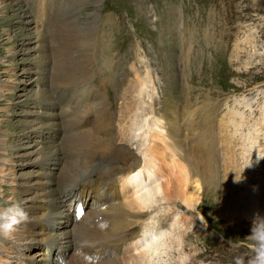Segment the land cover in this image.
<instances>
[{
	"label": "rangeland",
	"instance_id": "rangeland-1",
	"mask_svg": "<svg viewBox=\"0 0 264 264\" xmlns=\"http://www.w3.org/2000/svg\"><path fill=\"white\" fill-rule=\"evenodd\" d=\"M14 1L21 0H0V140L5 143L4 154L0 156V168L3 175L0 177V208L7 207L9 204H19L28 213L26 221L28 226L22 228L20 224L18 233L15 230L10 236L0 235V244L2 243L3 246H0V250H4L2 258L12 261L13 259L8 256L16 255L22 261L0 262V264H68L72 255L75 254L74 247L69 241L66 244L59 243L61 241L59 233L72 229V223H66V218L62 217L65 213L60 214L61 216L53 215L45 220V209H61L62 204L58 205L61 197L57 196L52 204L48 201L50 197L46 194L48 187H51L47 183L57 178L56 174L61 166L58 168V165L52 166L51 161L43 158L55 148L53 145L57 143V138L63 136L62 128L58 125L60 122L58 102L60 101L52 99L53 104L47 103L50 97L47 96L46 91L48 89L54 93L56 85L54 83L56 79L53 77H55L57 60L55 56L58 53L55 52L56 49H53L54 38H59L60 31L70 22L72 31L79 29L81 33H84L91 30L89 32L93 42L99 21L101 30L97 37L100 38V43L95 50L96 53L91 54V46L89 51V63H92L91 82L97 87L95 91L98 92H94L97 96L93 100V106L105 100L111 108L109 111L113 121H116V113L121 104H124L121 100L125 91L123 88L130 84L143 89L142 94L139 95L141 108L137 113L149 112L148 114L155 120L159 119L155 116L157 112L160 124L164 126V132L167 134L172 122L176 120L178 136L183 140L186 138L184 133L189 120L186 118V112L190 109L200 111L201 108L197 105L205 101L217 102L216 108L210 110L209 116L204 114L201 118L200 114H203V110L197 114L196 117L199 119L200 116L201 122L196 125L198 132L194 133L198 137L199 133H205L207 137L211 136L215 147L214 152L219 156L225 152L224 158L226 156V158H232L236 165L232 189L230 184L224 185L225 180L221 175L215 182L216 185L213 182L203 183V178L205 180L203 177L202 180H198L201 187V200L196 204L195 210L186 207L180 201L166 203L161 200L158 203L161 209L174 208L187 218L185 221L178 214V219L174 221V218L168 219V215H162L164 222L168 224L166 229L170 223L174 222L176 229L185 230L184 237L190 240L184 254L176 258L177 260H181L184 264L189 262L233 264L234 255L247 251L245 237L250 234L251 228V222L237 217V213L233 212L241 191L245 194L246 201L257 200L255 203L260 207L256 211L264 217L262 212L264 202L261 199L262 195L264 196V108L262 107L264 106V0H190L197 2L202 21L207 27L198 31L197 36L191 32L181 33L182 43L186 46L183 48L184 51H181L182 45L178 32L180 18L183 20L185 17L182 0H47L50 3L53 1L51 4L53 6L47 15L49 20L44 22L45 10L43 13L38 11L41 20L44 19L38 28L40 31L42 28L46 29L45 31L49 32L46 34L51 38L45 39L40 47L38 43L39 48L30 53H24L23 47L18 44L19 31L24 24L19 23L22 20L19 15L22 13L17 14L18 12L7 8V3ZM26 1L24 0L26 3L24 9L26 6L29 8ZM62 8L63 13L65 12L63 14L65 23L61 16ZM209 9L213 10L212 14H209L211 13ZM55 13L56 17H59L56 23L51 19L52 14ZM30 33L35 36V29ZM199 35L208 42L203 48H201L202 41L198 39ZM74 52L79 54L77 50ZM191 53L194 54L186 59V55ZM234 53L238 55L236 60H232ZM113 54L115 56L111 59ZM137 76L139 81L136 79ZM41 92L45 93L44 96ZM132 94L134 97L137 96L135 92ZM186 99L192 106H188V102L185 103ZM195 111L191 112V115ZM93 113L92 116H94ZM150 121L153 123L151 119L144 121L142 118L140 126L145 122V129H147ZM154 123L153 129L161 126L156 125L157 120ZM41 124L44 127L40 129ZM54 127L55 129L52 130ZM42 129L44 135H42ZM134 133L143 135L141 130H135ZM250 136L256 139L254 138L253 141L249 138ZM131 138L127 139L126 146L132 153L131 157L132 155L136 157L130 162L141 165L143 160L140 154L149 140V134L143 137L145 143L142 142L143 140L140 141L138 136L134 137L132 133ZM13 141L14 144H12ZM251 141L255 144L256 152L254 153L249 148ZM191 144L194 147V144L197 146L196 141L195 143L192 141ZM63 145L61 141L58 147ZM200 147L207 151L206 145L201 143ZM189 148H192L190 142L186 148L187 156ZM182 153L183 149H181L183 160V155L186 157V153ZM207 156L206 154L204 158L207 159ZM257 157L258 164L250 167L249 163H253L252 159ZM193 159L195 161V157ZM56 163H59L57 159ZM186 171L188 173L189 169ZM141 172L147 173V168H142ZM173 172L174 175H178V179L177 177L174 179L173 175L167 177L171 179L174 186L176 187L178 182L185 185L182 188L177 186V193L183 195L188 190L191 191L194 184L191 173H186L188 181L187 179L184 181L183 177H179L178 169L175 171L173 169ZM219 172L224 174L221 168ZM243 174H248L247 184L241 183ZM167 177L164 179L157 177L160 181L155 179L157 182L154 185L163 183L165 179L169 180ZM94 179H97V175ZM256 186H260L262 192L256 191L261 195L253 196L250 192L253 194ZM128 187L130 189V186ZM222 193L228 197L226 200L221 197ZM88 194L90 199H93V193L88 191ZM248 195L252 196L251 199ZM161 197L162 194H158L156 198ZM123 198L118 196L111 202L117 203L123 201ZM153 205L148 208L147 213L150 209L157 208ZM89 209L88 211H91V208ZM182 209L191 211L182 212ZM225 209L232 211L235 216L228 217L224 212ZM84 215L87 216V212ZM199 217L202 219L199 220ZM97 222H100V219H97ZM134 225V229L138 230L136 224ZM171 229L168 233H171ZM30 232L34 234L29 237V246L26 248L22 243L24 239L17 238L22 237L19 235ZM47 242L51 243V246L47 245ZM139 245L141 244L136 245L137 248L134 245L135 249L128 246L124 253L119 255L123 257L136 255L140 251ZM237 245L238 248L235 247ZM46 248L52 249L54 255L44 252ZM168 249L159 254V262L156 261L158 264H173L170 255L176 257L177 251L176 248ZM59 254L64 260H58ZM109 257L112 256L106 258ZM91 259L101 260L102 258ZM104 260L105 258L102 259Z\"/></svg>",
	"mask_w": 264,
	"mask_h": 264
},
{
	"label": "bare ground",
	"instance_id": "bare-ground-1",
	"mask_svg": "<svg viewBox=\"0 0 264 264\" xmlns=\"http://www.w3.org/2000/svg\"><path fill=\"white\" fill-rule=\"evenodd\" d=\"M52 3L53 1L50 3L47 0H31L28 4L29 8L26 6L25 8L26 10L24 9V6L26 4L24 3V0H21L19 2L14 1L7 3L8 7L7 6L6 7L8 9L11 8L12 11L18 12L17 14L22 13L21 15H19V18L22 19L19 21V23L24 24V26L22 28L23 30L21 29L19 31L18 40H20V42H18V44L21 47H23L22 51L24 53H30L31 51L34 50L36 51V49H38L41 46V44H43L45 39L47 40L51 38L49 37L50 35L46 34L49 33L48 31H45L46 29L44 30L42 28V30L40 31L38 28V25L41 24L40 22L44 20V19L41 20L38 11H42L41 13H43V10H45L46 20L44 22L48 21L49 17L47 15L49 14V9L53 6L51 5ZM57 11L58 9L56 10V12ZM64 13L62 8L61 16L65 23V20L63 18ZM11 16L14 17L13 14H11ZM55 17H56V13L52 14L51 19H53L54 22L59 19V17L58 18ZM180 21L183 20L180 18ZM67 22H69L68 19ZM47 25L50 24L47 23ZM70 25L71 23L69 22L66 28L63 27L64 29L60 31L59 38L57 37L54 38L53 40L55 44L53 49L54 50L56 49L55 52L58 53L55 56V59L57 60L55 62L56 63L55 77H53V79H56V81L54 82L56 85H55L54 93L48 91V89L46 91L48 94L47 96L50 97L47 103L53 104L52 99L60 101L58 102V106H59L58 108H60V114L58 116L60 122L58 123V125H60L62 128L63 136L62 138L61 137L57 138L58 139L57 143L53 145L55 146V148L50 150L43 158L46 161H51L52 163L50 164H52V166L58 165L57 168L61 166V168L56 174L57 178L51 181L50 183H47L48 186L51 187H48V190H46V194L50 197L49 200L48 199L47 200L51 201V203L54 202V199L57 198V196L61 197L59 203L57 202L59 206L62 204L60 206L61 209L55 210L47 207L49 209L47 210L44 208L45 216H46L45 220L49 219L53 215L61 216L60 214L65 213L64 215H62V217L66 218L65 220L66 223H72L71 230L69 231L64 230L63 232L59 233L61 234L60 236L61 241H59V243L64 242L66 244L67 241H69L70 244H72L74 247L73 252H75V254L72 255L71 258L72 260L70 259V262L68 264H151L150 262H153L152 264H158L156 261H158L159 254L163 251H166L168 248H176L177 251L176 257L170 255V259H173L172 263L184 264L181 260H177V259L182 254H184V250L186 249L185 247L190 244V240H188L187 237H184V235L186 234L185 230L183 231L177 230L175 227L176 224L172 222L167 228L168 231L170 230V228H172L171 233H168L167 231L165 234L160 235L156 240H147V239L140 240L139 237L141 235V230L143 229L145 233L150 234L151 226L149 225V223H146L142 225L139 230H137L134 229L135 227L134 224H136L137 227V223L140 219L145 218L147 216L152 217L156 214L161 213L157 216V219H159L161 226L166 228L168 224L164 222L162 215L163 214L168 215L167 216V218L169 217L168 219L174 218V221H176L178 219L179 213L174 208L161 209L160 203H158L159 201L164 200L166 203H175V201H180L182 202V204H185L186 207L195 210L196 204H198L201 200V187L198 184V180L199 179L202 180V178L205 177V180L203 178V183L213 182V184L216 185L215 182L219 180V177L221 175L222 178L225 180L224 185L230 184L232 189L236 174V165L234 164L231 157L226 158L227 157L226 156L224 158L225 152H223L224 154L221 153V156H219L218 153L216 154L215 152L213 153L211 151V148L213 149L215 148L214 143L211 139V136L207 137L204 135L205 133L204 134L199 133V136H201V139L203 140L202 144L207 146L206 149L207 150L206 153L208 155L207 159H205L204 157H199L195 153V150H193L192 152L190 151L192 148H189L188 156L186 152V157L183 155V160H182L181 149H179L178 143H176L175 145L170 144L171 139L173 143L174 139L178 137L179 129L177 130V125H178V124L176 125L177 121L175 120L174 122H172V126L169 127L168 129V134L164 132L163 129L164 126L160 124L161 122L159 121L160 118L159 119L156 118L155 120H157L158 122V124L156 123V125L157 126L161 125V126H159L158 129H153L155 120L152 119L150 114H148L149 112L145 114L137 113L139 108H141V106L139 107L140 105L139 95H141L143 92V89H139L137 85H135L134 87V84H130L129 86H125L126 88L125 87L123 88L125 89V91H123L124 94H122V99L121 98L120 99L124 104H121L122 106L116 113L117 114L116 121L112 120L111 111H109L111 110V108L105 100H101V102H98V104L95 103V105L93 106V100L96 98L97 94L95 95V93L92 90L97 87H95L92 84L91 75H90V69H91L90 66L92 63H89L90 62L89 51H90V46L91 47L93 46V44H91L93 43L91 40L92 35L89 32L91 30L86 31L84 33H81L79 29H76V31H72ZM52 28H53V24H52ZM33 29H35L36 31V33L34 34L35 36H33L30 33ZM38 43H39V47L37 46ZM76 50L79 53L78 55L77 53L74 52ZM91 54H93V52ZM236 55L237 54L234 53L232 60H236L238 58V55L237 56ZM138 78L139 76L136 77V79ZM58 82L59 83L62 82V83L59 84ZM84 88L87 90H85ZM66 90H69L74 95L79 94V97L76 99V101L73 104L71 103L72 110L70 111V113H69V109H66L65 106L66 102H63L64 91L66 92ZM58 91L60 92L58 93ZM134 92L137 94V96L135 97L132 94ZM43 94L45 93L41 92V95ZM70 98L71 97H69V100ZM262 107L264 108V106ZM201 110L202 109H200V111ZM193 111L195 110L190 109L189 111L186 112L187 114L186 118L189 119L188 122L186 123V129H189L191 132H198L199 129L198 127H196V125L199 124V122H201V118H203L204 114L206 115V113L203 112V114H200L201 118L198 115L199 119H197L196 116L200 111H195L191 115V112ZM92 113L94 114V116L91 115ZM147 117L153 120V123L150 121V123L147 125L148 128L145 129V122L141 126L140 123L142 118L145 121ZM205 121L206 120H204V122ZM43 127L44 126L41 124L39 128L41 129ZM172 127H175L177 131L175 137H174L175 134L171 132ZM54 129L55 127L52 130ZM135 130L138 131L141 130L143 135L141 134L135 135L134 133ZM131 133L132 135H134V137L138 136L140 141L143 140L147 134H149V140L145 145L142 153L140 154L142 155L143 165L142 164L136 165L133 162H130L136 157V155L135 156L132 155L131 157L132 153L126 146L127 139L131 138ZM42 135H44L43 129H42ZM249 138L254 141L255 137L250 136ZM61 141H63L64 145L63 147L61 146L58 147V145L61 144ZM253 141H251V146L248 147L254 153L256 151L254 147L255 144ZM142 142L145 143L144 140ZM4 144H5L4 141L0 140V156L4 154V150H5ZM12 144H14V141L12 142ZM191 153H193L194 155ZM193 157H195V161ZM56 159L59 161V163H56ZM252 161L253 163L251 162L249 163L250 167L252 166L254 167L255 164H258V157L256 159L254 158V160L252 159ZM201 166H204V168L202 169ZM260 166L262 167V165ZM142 168H147V173L151 172L155 175V177L157 175V177L161 179H164L169 175H173L174 179L176 177L178 179V175L173 174L174 173L173 169L174 171L176 169L179 170L180 173L179 172L178 173L181 175V176L179 175V177H183L184 181H186L187 179L186 177H188L187 174L191 173V176L194 177V180L192 182L194 183L192 186V190L191 191L188 190L186 193H183V195L181 194L182 195L181 196L179 193H177L178 191L177 186L178 188L179 186L182 188L185 185L178 182V185L175 187L171 179L167 177L169 180L165 179L163 183L159 182L157 185H153L152 191L148 193H137L135 195H132L131 188L129 189L128 187L130 184L128 177L131 173L136 172L135 170L138 171ZM165 168H167V170ZM220 168L221 171H224V174L222 173L223 175L221 174V172H219ZM187 169H189L190 172L188 171L187 173L186 171ZM94 174L97 175V179H94L92 177V179L95 181L91 179V176ZM229 175H231V177H229ZM247 176L248 174L242 175V181H241L242 184H247L246 183ZM0 177H3L1 168H0ZM113 177H118V179L114 182L107 181V180H111ZM157 177L155 178L156 180L159 179ZM98 180H101L102 184L109 186L108 190L104 194L105 196H110V194H114L113 196L115 197L123 196L124 197L123 201H119L117 203L109 202V205L106 208L99 210L91 209V211L87 212V216L82 215L83 217L80 218L79 220H74L73 215L69 213V209L67 208L66 203L69 204L70 200L74 196H81L82 199L85 198L86 196H88V191H91L94 195H96V193H99L101 187L98 188V186H101V184L100 185L97 184ZM259 187L257 186L254 187V191H253L254 193L252 194V192H250L251 195L253 196L261 195L259 193L258 194L256 193V191L262 192V189ZM120 193L121 195H119ZM158 194H162V197L156 198ZM244 195L245 194L241 191L237 200L238 204L235 205L234 207L235 211L233 210V212L237 213V217L241 219L242 218L246 219V221L251 222L254 217V214L258 213L256 210H258L260 206L258 207V204L255 203V201H257L254 200L256 197L255 198L253 197L254 199H252L254 200V202L251 201L248 202L246 201L247 199L244 197ZM62 196L64 197L62 198ZM221 197H223L225 200L228 198L223 193L221 194ZM248 197L250 196L248 195ZM110 199H113V197H111ZM261 199L264 202L263 195ZM107 201H109V199L106 197L102 203ZM151 205L157 207L154 210L155 212L154 213L149 212L150 214L146 213L148 208L151 207ZM224 212L228 215V217L235 216V214L234 213L232 214V211H230L229 209H225ZM262 212H264V206ZM179 215L181 216L180 217L181 219L186 221L187 218H184V215L181 214ZM97 219H100V222L96 223ZM201 219L202 218L199 217V220ZM104 222H107V227L101 228L100 225L104 224ZM20 226L22 228H26L28 225L26 224V222H24ZM20 226L19 228H21ZM43 226H45V223H43ZM16 233H18V228L16 229ZM167 233L169 235L166 237L165 235ZM33 234L34 233L32 232H30L29 234L28 233L22 234L19 235L22 237L17 239L20 240L24 239L22 240V243H24L27 248L29 246L28 244L29 237L31 235L33 236ZM45 237L49 238L48 236ZM137 244H141V245L138 246L140 247L139 249L140 251L136 255H131L129 257H123L119 255L122 252L124 253V249H126L128 246H130L132 249L133 248L135 249L134 245L136 246ZM47 245L51 246V243L47 242ZM0 246H2V243L0 244ZM95 246L112 247L114 249H118L120 247L123 248L113 253V255H117V256L111 255L112 257L109 258L105 257V260L102 261L101 259L100 262L97 259L89 260L86 256L87 254H90L91 256L92 249ZM77 248L79 249L77 250ZM45 250L51 251L52 249L46 248ZM2 251L4 250H0V262H5V263L12 261L22 262L21 258L16 255L8 256L11 257V259H13L12 261H10L7 258L5 259L2 258ZM99 253H97V255ZM59 256L61 255L60 254L57 255V257ZM62 260H64L63 257ZM189 264L192 263L189 262Z\"/></svg>",
	"mask_w": 264,
	"mask_h": 264
},
{
	"label": "clouds",
	"instance_id": "clouds-1",
	"mask_svg": "<svg viewBox=\"0 0 264 264\" xmlns=\"http://www.w3.org/2000/svg\"><path fill=\"white\" fill-rule=\"evenodd\" d=\"M131 188V194L148 193L153 190V185L157 182L154 174L142 173L139 170L131 173L128 177ZM156 214L149 217L148 223L151 226V232L145 233L141 230L140 240H156L168 229L161 226ZM28 219V213L19 204H9L7 207L0 208V235L10 236L18 226ZM101 228L107 227V224L100 225ZM247 241V251L242 254H236L233 257V264H264V217L258 213L254 214L251 221L250 234L245 237ZM235 247H239L238 245Z\"/></svg>",
	"mask_w": 264,
	"mask_h": 264
}]
</instances>
